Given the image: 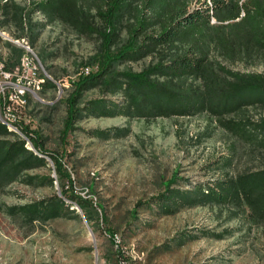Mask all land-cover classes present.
Instances as JSON below:
<instances>
[{
    "label": "rangeland",
    "instance_id": "1",
    "mask_svg": "<svg viewBox=\"0 0 264 264\" xmlns=\"http://www.w3.org/2000/svg\"><path fill=\"white\" fill-rule=\"evenodd\" d=\"M37 16L45 20L43 15ZM212 25L218 22L214 20ZM25 39L38 59L43 49H57V56L50 62L64 78L57 83L53 122L32 119L27 98L24 123L31 129L38 128L45 151L62 155L72 184L66 179L61 182L87 201L91 220H86L75 202L62 216L34 222L32 227L12 222L6 214L7 206L58 194V183L49 186L43 179L54 175L52 161L46 155L47 164L31 171L42 182L38 179L33 186L13 183L0 192V264H264V218L253 219L247 209L210 202L164 214L150 202L173 176L180 178L175 187L188 191L260 168L261 158L250 153L246 140L236 138L210 112L88 117L62 140L65 99L72 81L84 73L83 65L95 52L97 42L56 24L45 25L33 44ZM209 58L233 71L264 72V61L256 57L251 61L229 59L211 50ZM148 61L122 62L115 69L140 71ZM91 67L93 71L95 66ZM42 71L48 76L43 67ZM189 85L201 86V82L190 77L183 87ZM100 97L109 105L124 100L94 88L85 92L81 102ZM35 100L39 99L32 98ZM223 116L257 122L264 120V105L244 106ZM94 129L109 134L95 135ZM227 157H233V163L224 168L222 161Z\"/></svg>",
    "mask_w": 264,
    "mask_h": 264
},
{
    "label": "trees",
    "instance_id": "2",
    "mask_svg": "<svg viewBox=\"0 0 264 264\" xmlns=\"http://www.w3.org/2000/svg\"><path fill=\"white\" fill-rule=\"evenodd\" d=\"M191 2L0 0V43L9 49L11 58L19 62L24 49L16 43L27 37L33 44L35 36L47 24L68 27L77 36L97 42L95 52L83 65L95 66V69L72 81V90L65 99L60 129L62 140L78 129L79 121L88 117L185 116L203 112L217 115L236 138L248 142L250 153L258 155L263 165L240 172L234 178L227 176L213 180L211 186H197L188 191L175 187L180 178L173 176L164 184V191L150 202L164 214L210 202L230 205L235 210L247 209L253 219H263L264 120L254 122L224 118L223 115L252 104L264 105V72L233 71L210 59L209 53L212 50L229 59L238 57L251 61L256 57L264 61V0H211V5L206 0H195V5L190 6ZM37 14L43 15L45 20H38ZM214 20L218 25H212ZM57 53V49L48 52L43 49L39 59L49 77L42 74L44 80L37 93L39 100L34 102L30 97L27 104V107L31 105L32 119L47 124L53 122L58 102L54 101L57 83L64 78L50 62ZM146 59L149 61L140 71L115 69L122 62ZM190 77L199 79L201 86L183 87ZM94 88H99L103 95L123 97V103L113 101L109 105L103 97L81 102L85 92ZM49 101L54 102L44 103ZM19 128L37 153L28 149L27 141L19 133L0 121V192L13 183L37 184L40 178L31 171L44 167L48 155L54 175L43 179L49 186L58 183L60 194L7 206L6 214L11 221L32 227L34 222L44 223L62 216L69 207H74L75 202L90 222L87 201L61 182L66 179L72 184L63 167L62 155L43 149V137L37 127L31 129L22 121ZM92 132L99 136L109 134L104 129ZM232 163L233 157L222 161L224 168H229Z\"/></svg>",
    "mask_w": 264,
    "mask_h": 264
},
{
    "label": "built area",
    "instance_id": "3",
    "mask_svg": "<svg viewBox=\"0 0 264 264\" xmlns=\"http://www.w3.org/2000/svg\"><path fill=\"white\" fill-rule=\"evenodd\" d=\"M28 43L21 40V47ZM91 66L84 67V73L91 72ZM43 71L38 58L28 57L22 53L18 64L7 69L5 63L0 59V103L4 118H9L11 122H16L21 127L24 121L25 110L23 109V98H38V91L43 83Z\"/></svg>",
    "mask_w": 264,
    "mask_h": 264
},
{
    "label": "bare ground",
    "instance_id": "4",
    "mask_svg": "<svg viewBox=\"0 0 264 264\" xmlns=\"http://www.w3.org/2000/svg\"><path fill=\"white\" fill-rule=\"evenodd\" d=\"M206 1L209 3V5H211V0H206ZM243 14H244V13H243ZM23 49L25 50L24 53H26L28 57L36 58L35 53L33 52V50L31 49V47L29 46L28 43L23 44ZM41 69H42V65H41ZM89 73H90V72H87V74H89ZM26 103H27V98H23V109H25V107H26ZM0 108H1V103H0ZM2 114H3V117H1L2 115L0 116V121H1V123L5 124L6 126L10 127L11 129H13V130L16 131L17 133H19V134L22 136V138H24V139L27 141V147H28V149H29V150H32V151L35 152V153H37L36 150L34 149L32 143H31L29 140H27V139L22 135V133H21V131H20V128H19V126H17L16 122H11V121L9 120V118H4V113H2Z\"/></svg>",
    "mask_w": 264,
    "mask_h": 264
},
{
    "label": "crops",
    "instance_id": "5",
    "mask_svg": "<svg viewBox=\"0 0 264 264\" xmlns=\"http://www.w3.org/2000/svg\"><path fill=\"white\" fill-rule=\"evenodd\" d=\"M39 15V14H38ZM36 18L38 20H40L38 18V16L36 15ZM12 41V40H11ZM13 42V41H12ZM17 45H19V43H16ZM21 46V45H19ZM0 59H2L5 63V66L7 69L13 67L15 64H17L18 60H13L11 58V55H10V51L9 49H7L2 43H0Z\"/></svg>",
    "mask_w": 264,
    "mask_h": 264
},
{
    "label": "water",
    "instance_id": "6",
    "mask_svg": "<svg viewBox=\"0 0 264 264\" xmlns=\"http://www.w3.org/2000/svg\"><path fill=\"white\" fill-rule=\"evenodd\" d=\"M59 193V192H58ZM60 194V193H59Z\"/></svg>",
    "mask_w": 264,
    "mask_h": 264
}]
</instances>
